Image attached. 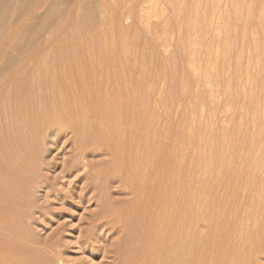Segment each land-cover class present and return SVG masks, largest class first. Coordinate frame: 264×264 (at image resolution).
I'll list each match as a JSON object with an SVG mask.
<instances>
[{"label": "rangeland", "instance_id": "1", "mask_svg": "<svg viewBox=\"0 0 264 264\" xmlns=\"http://www.w3.org/2000/svg\"><path fill=\"white\" fill-rule=\"evenodd\" d=\"M50 1L29 0L6 50L15 56L47 48L48 59L52 49L64 52L75 40L95 47L91 61L105 57L109 64L114 57L120 84L108 79L100 86L108 96L147 103L151 126L169 131L157 137L159 146L166 144L183 169L184 185L198 182L200 198L209 199L203 208L242 201L241 211L251 213L246 221L264 223V0ZM7 31L0 26V37ZM8 88L0 80V92ZM65 135L47 145L35 180L23 189L30 194L29 214L19 220L23 239L50 264H122L140 244L129 241L127 221L104 218L86 176L92 167L73 160ZM104 187L108 201L118 202L113 210L126 204L121 184Z\"/></svg>", "mask_w": 264, "mask_h": 264}, {"label": "bare ground", "instance_id": "2", "mask_svg": "<svg viewBox=\"0 0 264 264\" xmlns=\"http://www.w3.org/2000/svg\"><path fill=\"white\" fill-rule=\"evenodd\" d=\"M28 4L0 0V26L8 29L0 37V80L10 87L0 92V113H10L0 119V264L51 262L23 239L26 225L19 220L29 214L30 194L23 189L35 180L42 154L60 133L71 140L73 160L92 167L86 176L108 214L104 218L127 221L129 241L140 244L122 264L156 258L167 264H263L264 223L247 222L251 213L241 211L242 201L203 208L209 199L200 198L198 182L184 185L183 169L172 163L164 140L159 146L157 137L165 139L169 131L165 128L163 135L151 126L147 103L108 96L100 86L108 79L120 84V62L113 65L114 57L109 64L105 57L91 61L95 47L75 40L64 52L52 49L48 59L47 48L15 56L6 50L13 40L9 32L23 27ZM25 150L31 154L22 156ZM99 155L109 157L90 160ZM116 182L123 186L126 204L113 210L118 202L108 201L104 186Z\"/></svg>", "mask_w": 264, "mask_h": 264}]
</instances>
